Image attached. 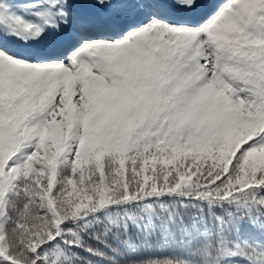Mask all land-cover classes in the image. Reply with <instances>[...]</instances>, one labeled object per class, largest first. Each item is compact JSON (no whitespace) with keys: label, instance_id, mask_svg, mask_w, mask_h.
<instances>
[{"label":"snow or ice","instance_id":"obj_1","mask_svg":"<svg viewBox=\"0 0 264 264\" xmlns=\"http://www.w3.org/2000/svg\"><path fill=\"white\" fill-rule=\"evenodd\" d=\"M0 264H264V0H0Z\"/></svg>","mask_w":264,"mask_h":264},{"label":"rangeland","instance_id":"obj_2","mask_svg":"<svg viewBox=\"0 0 264 264\" xmlns=\"http://www.w3.org/2000/svg\"><path fill=\"white\" fill-rule=\"evenodd\" d=\"M75 99V98H74ZM158 167H159V165H158ZM150 174V173H149Z\"/></svg>","mask_w":264,"mask_h":264}]
</instances>
